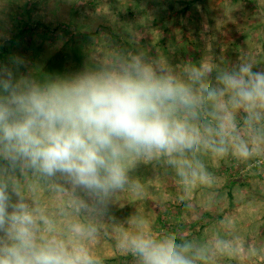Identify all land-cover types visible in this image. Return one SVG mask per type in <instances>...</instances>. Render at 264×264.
I'll return each instance as SVG.
<instances>
[{
    "label": "rangeland",
    "instance_id": "rangeland-1",
    "mask_svg": "<svg viewBox=\"0 0 264 264\" xmlns=\"http://www.w3.org/2000/svg\"><path fill=\"white\" fill-rule=\"evenodd\" d=\"M14 3L0 0V69L40 77L43 69L119 66L112 23L130 31L133 58L165 68L194 97L174 117L195 130L196 143L129 154L125 183L107 194L47 176L22 157L3 164L0 184L38 217L37 237L84 247L94 264H141L130 238L170 232L191 264H264V107H238L228 91L208 96L242 61L264 71V0H42L31 28L17 34Z\"/></svg>",
    "mask_w": 264,
    "mask_h": 264
},
{
    "label": "clouds",
    "instance_id": "clouds-1",
    "mask_svg": "<svg viewBox=\"0 0 264 264\" xmlns=\"http://www.w3.org/2000/svg\"><path fill=\"white\" fill-rule=\"evenodd\" d=\"M194 76L202 69L193 67ZM210 99L232 93L245 109L264 107V71L242 61L217 77ZM194 97L187 84L160 74L134 57L119 66L71 75L17 77L0 69V152L22 157L47 176L60 174L96 195L126 181L131 153L172 152L196 143L195 130L174 117ZM38 217L22 201L11 203L0 186V264H94L84 247L69 249L54 238L37 237ZM141 264H191L175 242L149 234L130 238Z\"/></svg>",
    "mask_w": 264,
    "mask_h": 264
},
{
    "label": "trees",
    "instance_id": "trees-1",
    "mask_svg": "<svg viewBox=\"0 0 264 264\" xmlns=\"http://www.w3.org/2000/svg\"><path fill=\"white\" fill-rule=\"evenodd\" d=\"M42 0H35L32 4V0H26L24 2H20L19 0H12V2H15L13 5L15 8L13 9V12L17 14V17L19 19L20 25L22 26V29L19 31H16L17 33H22L28 30V28H31L33 25V22L31 20L35 19V8L41 2ZM48 6H45L43 8H47ZM37 20L40 19V17L36 18ZM104 24V23H103ZM107 28L109 29L110 35H112L115 40H116V50L118 52V56L121 60V62H126L128 60H131L133 56L137 53V44L134 43L129 37V32L126 31L125 33L123 32V28L117 27L115 24L112 23H107ZM90 32H84V35L88 36ZM13 37V36H12ZM87 38V37H86ZM4 43H0V48H4L3 46ZM81 52L85 53L83 49L81 48ZM38 68V65H36ZM39 69V68H38ZM158 72L160 74H169L165 68L158 69ZM59 73H55V70H42V74L40 78H43L48 75H57ZM62 75V74H59ZM14 159L12 156L0 152V167L3 164H12L14 162ZM0 181H2V177L0 175ZM1 186V184H0ZM7 193L10 195L9 189L6 187ZM168 233V232H167ZM169 235L167 237H160L168 240H173V241H179V237L177 235H171V233H168ZM171 235V236H170Z\"/></svg>",
    "mask_w": 264,
    "mask_h": 264
},
{
    "label": "built area",
    "instance_id": "built-area-1",
    "mask_svg": "<svg viewBox=\"0 0 264 264\" xmlns=\"http://www.w3.org/2000/svg\"><path fill=\"white\" fill-rule=\"evenodd\" d=\"M254 162H255L254 165H256L257 163L262 162V161L261 160H255Z\"/></svg>",
    "mask_w": 264,
    "mask_h": 264
}]
</instances>
